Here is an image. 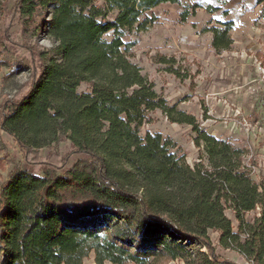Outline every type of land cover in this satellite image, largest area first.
Segmentation results:
<instances>
[{
	"label": "trees",
	"instance_id": "trees-1",
	"mask_svg": "<svg viewBox=\"0 0 264 264\" xmlns=\"http://www.w3.org/2000/svg\"><path fill=\"white\" fill-rule=\"evenodd\" d=\"M181 1L16 0L17 15H46L42 26L54 47L38 54L25 89L0 105V130L28 161L4 195L0 188V264H83L90 253L95 264H236L216 254L209 231L219 233L223 249L264 264V184L244 171L243 151L169 106L129 61L133 43L123 39L146 29L142 15ZM189 15L183 9L180 18ZM230 29L228 22L210 30L214 50L229 48ZM82 83L89 93L77 92ZM154 110L192 127L207 167L190 168L160 134L139 135ZM62 142L70 155L51 152L41 161V150ZM73 154L80 158L64 170Z\"/></svg>",
	"mask_w": 264,
	"mask_h": 264
},
{
	"label": "rangeland",
	"instance_id": "rangeland-1",
	"mask_svg": "<svg viewBox=\"0 0 264 264\" xmlns=\"http://www.w3.org/2000/svg\"><path fill=\"white\" fill-rule=\"evenodd\" d=\"M16 0H0V105L16 96L28 85L31 74L40 64L39 53L54 47L42 26L46 18L39 12L33 20L13 11ZM102 7L103 0H97ZM197 5V8H192ZM189 10L186 21L180 13ZM145 30H132L124 37L133 43L129 61L154 86L155 92L169 106L191 115L195 125L212 137L227 141L243 151L242 165L251 179L264 184V5L257 0H182L179 5L163 4L146 11ZM231 23L232 43L227 50L211 47L212 28ZM112 33L103 39L110 41ZM82 83L77 92L89 93ZM160 134L170 143L169 151L193 168L207 167L202 146L194 143L192 127L171 123L160 110L146 113L139 135ZM68 142L40 152L41 161L51 152L70 155ZM80 156L69 157L64 170ZM28 167V161L10 136L0 130V188L5 194L9 177ZM36 170L37 168L33 167ZM225 215L235 232L237 222L229 204ZM258 209L245 214L250 221ZM215 252L236 264H252L239 253L223 249L219 233L208 232ZM83 264H95L93 253ZM110 264V263H105ZM154 264H183L181 261H158Z\"/></svg>",
	"mask_w": 264,
	"mask_h": 264
},
{
	"label": "built area",
	"instance_id": "built-area-1",
	"mask_svg": "<svg viewBox=\"0 0 264 264\" xmlns=\"http://www.w3.org/2000/svg\"><path fill=\"white\" fill-rule=\"evenodd\" d=\"M259 70L264 73V68L263 67L259 68Z\"/></svg>",
	"mask_w": 264,
	"mask_h": 264
}]
</instances>
